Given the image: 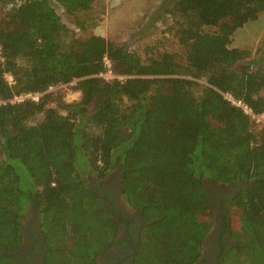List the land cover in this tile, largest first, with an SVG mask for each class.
<instances>
[{
    "label": "trees",
    "instance_id": "trees-1",
    "mask_svg": "<svg viewBox=\"0 0 264 264\" xmlns=\"http://www.w3.org/2000/svg\"><path fill=\"white\" fill-rule=\"evenodd\" d=\"M10 2L0 0V264H20L32 205L43 264H99L117 243L129 244L130 264H196L215 220L206 179L237 185L218 196L232 246L218 241L217 263L264 264V127L254 129L264 65L231 47L264 0H177L167 14L183 52L145 59L101 35L76 38L55 7L76 17L95 0ZM70 83L80 100L49 107ZM27 93L39 100L11 102ZM114 169L140 212L137 236L111 193L86 181V170L104 180ZM121 227L129 231L118 240Z\"/></svg>",
    "mask_w": 264,
    "mask_h": 264
},
{
    "label": "rangeland",
    "instance_id": "rangeland-1",
    "mask_svg": "<svg viewBox=\"0 0 264 264\" xmlns=\"http://www.w3.org/2000/svg\"><path fill=\"white\" fill-rule=\"evenodd\" d=\"M19 1L21 0H11L7 7L11 8L17 6ZM176 1L177 0H95L89 12L86 14L81 13L76 17L67 15L58 5L55 7L62 22L71 29L76 38L101 35L119 45L126 46L131 51L138 52L145 59L148 55L157 57L165 53L183 52V47L175 36V30L172 29V18L167 14V9L171 8ZM78 21H84V25L80 26ZM213 30L214 29H210L208 31L211 32ZM231 47L249 50L250 55L245 59V63L251 64L253 68L263 66L264 14H261L258 20L251 21L240 27L232 38ZM103 76L105 79H113L116 75L111 71H107ZM9 79L11 80V77L8 76V80ZM74 85L75 83H70L68 85L56 87L52 91L53 95H55V99L50 102L48 106L57 108V99L59 97L66 103L79 101L81 93L73 88ZM60 111L66 114V111ZM43 116V114L38 115L34 123L40 122ZM255 121V131H259L264 127V115L257 116ZM111 174V176L115 174L118 177V170L114 169ZM116 176H113L115 180H119L116 179ZM85 178L91 188L94 190L98 189L101 181L95 177L92 171L86 170ZM205 184L207 188L210 186H214L216 189L219 188L217 184H213L207 179L205 180ZM231 189V186L226 187L228 191ZM115 196L118 197L124 207L129 210V206L122 194L121 184L119 188L115 190ZM129 212L136 216L137 219H141L140 214H135L134 211L131 210ZM214 214L216 215L215 212ZM35 218L38 220L39 216L36 213V206L32 205L25 218L26 232L30 229V222H34V220H36ZM207 218L210 219V217ZM218 228V224L216 220H214L208 236L212 235ZM207 249L208 245H204L203 254L207 252Z\"/></svg>",
    "mask_w": 264,
    "mask_h": 264
},
{
    "label": "flooded vegetation",
    "instance_id": "flooded-vegetation-1",
    "mask_svg": "<svg viewBox=\"0 0 264 264\" xmlns=\"http://www.w3.org/2000/svg\"><path fill=\"white\" fill-rule=\"evenodd\" d=\"M111 174V173H110ZM112 175V174H111ZM109 175L107 178L104 179V181L100 180L99 187L97 190L99 191H106L110 192V199L111 202L110 205L117 207V217L122 218L124 217L126 221H132L131 224L132 232L137 236V223L135 222L142 220L137 219L136 216L132 215L131 211H134L135 214H140V212H137L129 207V210H127L124 205L121 203V200L115 196V190L119 188L120 181L115 180V174L113 176ZM117 177V176H116ZM116 179H119L118 177ZM104 182V183H103ZM109 183V184H108ZM231 186L232 189L230 191L226 190V187ZM237 185H218L219 188H214V186H210L208 188L211 196L213 197V211L216 213L215 220L218 224V229H216L212 235H210L206 241L204 242V245H208L207 252L203 254L202 258L199 262L196 264H218L217 263V256L219 255V251L221 248V244L231 247L232 241L230 239V234L225 233L224 229L221 228V221L220 216L222 214L221 210H224L225 207L222 206V202L218 199V196H221L223 198H228L231 196L232 192L235 190L234 187ZM120 190V189H119ZM127 203V202H126ZM128 205V204H127ZM36 219V218H35ZM30 229L25 232V239L23 243L22 249L18 252L17 255L20 257V264H43V254L45 252V246L43 242V238L40 233V222L39 219L34 220L30 222ZM28 226V227H29ZM129 228L128 227H121L118 240H120L122 237H124L126 234L128 235ZM219 232H222L224 235L223 237H219ZM218 241H221V244L219 245ZM129 247V244L126 245V248L122 249L119 244L117 243L112 250H110L107 254L102 256L99 259V264H130L132 252L129 251L127 248ZM33 249V252L29 254ZM28 255V258H24L26 254Z\"/></svg>",
    "mask_w": 264,
    "mask_h": 264
},
{
    "label": "built area",
    "instance_id": "built-area-1",
    "mask_svg": "<svg viewBox=\"0 0 264 264\" xmlns=\"http://www.w3.org/2000/svg\"><path fill=\"white\" fill-rule=\"evenodd\" d=\"M106 65L108 67H110V63L108 61H106ZM52 89L53 88H51V90ZM39 97H40L39 94L27 93V94H23V95H20V96H16L11 102H21V101H23L25 99H31V100H34V101H38L39 100ZM226 97L229 100H231L233 103H235V104H237L239 106H242L246 112L252 114L251 111L247 107H245L244 105H242L240 102H236L231 95L227 94ZM1 103H4V102L3 101H0V104ZM254 117H256V116H254Z\"/></svg>",
    "mask_w": 264,
    "mask_h": 264
},
{
    "label": "water",
    "instance_id": "water-1",
    "mask_svg": "<svg viewBox=\"0 0 264 264\" xmlns=\"http://www.w3.org/2000/svg\"><path fill=\"white\" fill-rule=\"evenodd\" d=\"M128 204V203H127ZM36 206V205H35ZM128 206L130 207V205L128 204ZM131 208V207H130Z\"/></svg>",
    "mask_w": 264,
    "mask_h": 264
}]
</instances>
